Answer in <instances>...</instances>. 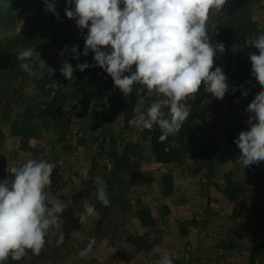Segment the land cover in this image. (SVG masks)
<instances>
[{
	"label": "rangeland",
	"instance_id": "rangeland-1",
	"mask_svg": "<svg viewBox=\"0 0 264 264\" xmlns=\"http://www.w3.org/2000/svg\"><path fill=\"white\" fill-rule=\"evenodd\" d=\"M258 1L229 0L231 8L212 11L207 22L210 40L225 46V52L214 58L212 70L221 67L228 84L240 73L242 80L251 82L247 87L254 89L252 94L230 97L229 90L218 100L202 86L183 102L190 115L179 132L164 141H175L179 149L161 163L151 146V137L161 135L158 125L140 132L128 123L161 99L159 94L149 97L145 90L133 111H123L113 85L100 98L79 91L76 65L96 62L91 51L79 59L59 55L66 45H76L82 53L87 35V29L81 33L75 21L66 17L67 0H56L59 20L46 11L44 0H0V182H11V168L28 161L21 150L38 145L39 153L46 149L44 160L54 166L52 184L45 189L48 206L57 198L66 206L59 227H50L38 255L27 250L21 260L9 257L4 264H66L63 242L68 235H78L71 222L84 211L85 200L96 209L85 220L86 229L93 233L91 220L99 219V225L104 223L102 234L112 238L110 245L116 241V249L107 261L89 253L88 259L73 258V264L78 260L81 264H156L165 250L173 264H181L175 260L174 248H163V236L190 252L189 238L196 229L211 253L200 264H210L215 255L229 252L240 256L230 264H264V161L243 168L237 161L240 150L234 147L231 154L226 142L231 130V136L249 130L245 122L252 114L245 109L262 88L251 75L249 58L250 53L259 54L253 38L264 34ZM225 28H234L226 39L220 34ZM26 48L35 49L53 69L58 65L54 75L47 71L40 75L36 57L26 61L33 71H23L18 54ZM64 59L74 68V81L60 73ZM49 104L54 114L46 111ZM162 111L168 113L167 108ZM163 175L172 179L168 194ZM96 177L107 183L108 207L96 199ZM145 209L151 212L152 226L141 225L139 214ZM61 234L64 241L58 244ZM185 235L188 243H181ZM72 247V255L77 256L78 243ZM182 251L177 249L178 254Z\"/></svg>",
	"mask_w": 264,
	"mask_h": 264
},
{
	"label": "clouds",
	"instance_id": "clouds-1",
	"mask_svg": "<svg viewBox=\"0 0 264 264\" xmlns=\"http://www.w3.org/2000/svg\"><path fill=\"white\" fill-rule=\"evenodd\" d=\"M74 3V8L71 5ZM227 0H67L65 15L74 20L77 28L87 35L84 37L83 52L78 46L67 45L59 55L69 54L71 59L87 57L94 53L96 62L78 63L80 72L91 67H100L110 76L114 87L125 97L133 92L134 85H141L136 95L153 93L162 98L154 101L146 112L139 113L128 121L140 132L152 130L158 125L161 130L160 142L179 132L190 112L184 101L193 96L201 87L212 97L223 100L230 85L221 67H214L217 53L223 54V43H213L207 28L210 13L223 9ZM46 11L55 15L56 0H44ZM123 5V7H121ZM252 45L259 54L250 53L251 75L261 90L245 111L252 115L245 122L249 130L241 131L234 140L241 155L238 158L243 168L258 165L264 161V34L254 37ZM32 57L38 60L39 74L45 71L53 76L55 69L41 59L35 49L26 48L19 52L20 68L28 73L33 68L26 61ZM133 66L135 70L133 71ZM60 73L74 81V68L64 59ZM246 84L251 83L245 81ZM231 91L235 93L236 89ZM243 96L249 94L243 90ZM163 108L168 109L166 114ZM165 147V151H169ZM53 164L40 159H30L19 167H12L11 182H0V264L11 257L19 261L31 250L39 254L44 247L50 227H59L61 214L66 209L61 199L48 206L46 188L52 184ZM96 199L105 207L110 206L107 183L96 177ZM176 183H182L177 181ZM82 213H76L83 224L88 216L95 215L93 204L85 200ZM64 241L61 234L57 243ZM93 249V243L81 249L80 257H86ZM156 264H173L168 251H162Z\"/></svg>",
	"mask_w": 264,
	"mask_h": 264
},
{
	"label": "crops",
	"instance_id": "crops-1",
	"mask_svg": "<svg viewBox=\"0 0 264 264\" xmlns=\"http://www.w3.org/2000/svg\"><path fill=\"white\" fill-rule=\"evenodd\" d=\"M257 6H259V17L262 18L260 21L263 22L264 21V1L263 0H259L258 2H256ZM256 7V6H255ZM40 146L35 145L33 147V149L29 150V151H20L19 153H22L21 155L26 154L28 155V159H45L44 158V154L46 152V149H42L41 147V151H43V153H39V148ZM214 179V178H213ZM54 203V202H52ZM65 211V210H64ZM76 220V218H75ZM74 221H72L71 223L73 224V226L75 228H77L78 230L76 232H78V235L75 237H73L72 235H68L65 237V241L63 242L64 244H66L65 246H63L62 248V253H65L63 255L64 258V262H66V264H73L71 261L73 258L76 259H81L82 257H80L79 255L77 256H73L72 254H74L75 248L72 247L73 243H78V252L81 249H84L85 247H87V245L91 242L93 243V249L90 252L89 255H93V257L91 258H96L97 260H99L100 262H104L107 261L106 256L111 254V252H115L116 246H114L116 244V241L114 240V245H110V242H112V238L110 236H106L104 234H102L103 231V226L104 223L99 225V219H93V221L91 220V225H93V227H95L93 229V233L89 232L86 227L89 224H86V221H84L83 224H81L80 226H77L74 224ZM67 221H69V219H67ZM65 225L67 227H69V224L67 222H65ZM200 230L196 229L193 232V236L190 237L189 239V243L186 240L188 238V236H182L181 238L184 239V242L181 243H188V246L190 247L191 251H185V249L183 248V246H179L176 244L178 242H171L170 238L168 236H163V248L164 249H175V256L177 257L175 260H179L181 261V264H200L204 261L206 256H210L211 253H209L208 248L206 246V238L203 237L202 235H199ZM75 238V239H74ZM77 239V240H76ZM187 241V242H186ZM107 245V251H105V246ZM76 246V245H74ZM177 249H183L182 252H180L179 254L177 253ZM52 251V250H51ZM54 251V250H53ZM52 251V252H53ZM222 256L218 257L217 255H215L213 257V259L211 260L210 264L214 263V264H230V261H236L238 262L240 259V256H238V252H229L227 255H225L224 253L221 254ZM90 256H86L83 257L85 259H88ZM209 258V257H208ZM71 262V263H70ZM77 264H81L80 260L76 261ZM76 262H74V264H76ZM240 263V262H239Z\"/></svg>",
	"mask_w": 264,
	"mask_h": 264
},
{
	"label": "trees",
	"instance_id": "trees-1",
	"mask_svg": "<svg viewBox=\"0 0 264 264\" xmlns=\"http://www.w3.org/2000/svg\"><path fill=\"white\" fill-rule=\"evenodd\" d=\"M230 5L231 4H229V0H227V3L225 4V6H229L231 8ZM223 9H224V7H223ZM226 29H228V30H226ZM231 29H234V28H225V30L221 29L220 30L221 37L223 35L226 39V37H228V34L231 33V32H229ZM90 65H94V64H90ZM56 67H54V69ZM134 70H135V66H133V71ZM76 72L78 74L77 85L79 86V91L82 93H85L86 95L98 96L100 98V97H102L101 95L105 94L108 87H110L111 85L114 86V82H113L112 78L110 76H108V74L105 73L98 66L91 67L89 69H86L83 72H80L78 69H76ZM240 77H241V74L239 73V76H236L235 80H232V82L229 83L230 91L232 88L236 89L235 93H233L231 91L232 95L230 97L240 95L242 93V91H241L242 85H243L244 91H248L249 93L252 94V90H254V89H251V88L249 89L247 87V84L245 83V79L242 80V78H240ZM138 88H140L139 84L134 85L132 94L129 95L128 97H125L123 95V93L118 88L114 87V94H115V99L117 101V105L123 111H133L137 101L143 96V93L141 94V96L136 95V90ZM247 89H249L250 91ZM46 109H47L46 111L49 114H54L53 106L51 104H49L46 107ZM232 132H233L232 130H231V132H229V136H228L226 142H227V147H228L230 153L234 154L233 149H235L234 147H237L234 143V140L236 138H238V135L236 132V133H234L233 136H231L230 134ZM151 146H152V150L155 154L157 161L161 162V163L168 162L169 160L166 157L167 156L172 157L174 155V153L179 149V144H177L175 141H168V143L162 142V144H160L158 136H152L151 137ZM166 146L170 148L169 151H165ZM236 149H239V148L237 147ZM163 186L165 189V194H168V192H170L172 189V179L170 178V176L163 175ZM139 219H140L141 225L143 227L153 225L152 215L148 209H145V210L140 212Z\"/></svg>",
	"mask_w": 264,
	"mask_h": 264
},
{
	"label": "water",
	"instance_id": "water-1",
	"mask_svg": "<svg viewBox=\"0 0 264 264\" xmlns=\"http://www.w3.org/2000/svg\"><path fill=\"white\" fill-rule=\"evenodd\" d=\"M74 224L77 225V226H80L81 225L80 220H79L78 217L76 218Z\"/></svg>",
	"mask_w": 264,
	"mask_h": 264
}]
</instances>
